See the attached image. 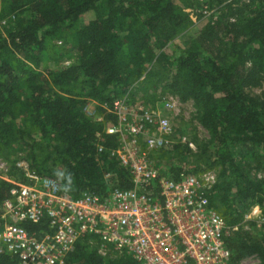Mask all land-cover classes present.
Listing matches in <instances>:
<instances>
[{"label": "trees", "instance_id": "1", "mask_svg": "<svg viewBox=\"0 0 264 264\" xmlns=\"http://www.w3.org/2000/svg\"><path fill=\"white\" fill-rule=\"evenodd\" d=\"M176 1L0 0V19H8L5 33L0 31V155L32 136L25 162L56 177L70 197L128 189L129 170L114 154L118 139L105 131L106 123L115 122L108 109L134 83L143 84L142 93L161 86L179 101L193 103L208 144L216 147L211 161L191 172L218 168L208 203L228 227L231 262L254 254L264 264V99L244 90L264 81V0L235 9V20L226 22L223 38L209 50L198 36L175 55L166 53V46L189 22ZM90 11L94 18L80 24ZM218 27L219 22L208 24L209 32ZM54 41L75 48L77 60L59 63ZM89 101L96 102L103 121L88 116ZM241 145L247 149L236 153ZM189 150L177 142L152 157L167 151L183 156ZM15 163L9 176L21 178ZM180 172L177 164L167 171L174 178ZM11 186L0 178V203ZM251 207L262 213L258 235L239 225ZM43 223L23 226L35 230ZM0 264H17V258L0 251ZM63 264L136 263L127 255L103 257L80 239Z\"/></svg>", "mask_w": 264, "mask_h": 264}, {"label": "built area", "instance_id": "2", "mask_svg": "<svg viewBox=\"0 0 264 264\" xmlns=\"http://www.w3.org/2000/svg\"><path fill=\"white\" fill-rule=\"evenodd\" d=\"M108 111L115 122L105 131L118 139L114 154L128 168L131 187L72 198L56 177L24 160H16L22 170L17 179L1 161L0 178L12 186L0 203V251L16 256L17 264H63L76 242L86 239L101 256L127 255L136 264H236L225 243L228 227L208 203L217 173L184 171L174 178L152 157L177 142L190 150L194 144L185 135L174 140L166 117L129 105L126 96L114 99ZM42 221L43 228L23 226Z\"/></svg>", "mask_w": 264, "mask_h": 264}, {"label": "rangeland", "instance_id": "3", "mask_svg": "<svg viewBox=\"0 0 264 264\" xmlns=\"http://www.w3.org/2000/svg\"><path fill=\"white\" fill-rule=\"evenodd\" d=\"M179 7H183V11L188 14L189 22L187 27L179 32V34L166 46V53L177 54L180 50L185 49L191 40L197 39L200 36L204 42V48L209 50L212 43L216 44V40L223 38V31L227 26L226 22H233L234 11L248 3V0H186L176 1ZM94 18V12L90 11L80 17V24L87 22ZM219 22L220 27L209 32L208 24L213 25ZM8 24L7 18L0 19V31L5 33V27ZM216 38V39H215ZM53 44L57 48V56L59 63L68 65L77 60L78 51L67 43L62 41H54ZM245 71L249 69V63L244 65ZM142 83H134L132 87L123 95L126 96L129 105L143 106L147 108H155L159 113L166 117L174 129V140H177L182 135H185L189 141L194 144V149L185 152L183 156L175 155L172 151L159 154L161 157L155 156V161L160 166L161 171L168 169L177 164L182 167V171H191L198 169L201 166L208 164L213 158L216 147L213 144H208L209 133L197 121L196 109L191 101H179L176 96L165 91L161 86H158L154 93L150 91H143ZM248 95L258 99H264V81L261 80L257 85H248L244 87ZM173 98V100L171 99ZM175 99L176 102H175ZM172 102L173 106H168L167 103ZM86 112L88 116L94 121H103L104 114L99 110L98 105L94 101H89L86 105ZM109 123V122H108ZM106 123V125L108 124ZM32 142L31 137H24L23 143L19 146L16 144L8 149L7 152L0 155V162H6L9 168V174L13 170V163L16 157H23L24 161L30 160L29 144ZM207 144V145H206ZM206 145L203 150V146ZM246 146L236 147V153H244ZM169 150V149H168ZM20 155V156H19ZM19 159V158H18ZM17 159V160H18ZM22 159V160H23ZM218 174V168L213 169ZM58 173L56 169H54ZM182 173V172H180ZM252 170L253 176L255 173ZM20 177V176H19ZM263 221L262 213L259 207H251L244 212L240 220V227L250 235H258V229ZM234 226L233 229H237ZM260 260L257 255H249L241 259L236 264H259Z\"/></svg>", "mask_w": 264, "mask_h": 264}]
</instances>
